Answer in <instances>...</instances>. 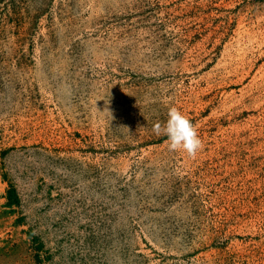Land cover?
<instances>
[{
    "label": "rangeland",
    "instance_id": "1",
    "mask_svg": "<svg viewBox=\"0 0 264 264\" xmlns=\"http://www.w3.org/2000/svg\"><path fill=\"white\" fill-rule=\"evenodd\" d=\"M0 264H264V0H0Z\"/></svg>",
    "mask_w": 264,
    "mask_h": 264
},
{
    "label": "clouds",
    "instance_id": "2",
    "mask_svg": "<svg viewBox=\"0 0 264 264\" xmlns=\"http://www.w3.org/2000/svg\"><path fill=\"white\" fill-rule=\"evenodd\" d=\"M153 131L163 134L170 151H183L195 157L202 150L199 133L190 119L178 108L172 107L168 111L167 120L163 125L154 124Z\"/></svg>",
    "mask_w": 264,
    "mask_h": 264
}]
</instances>
